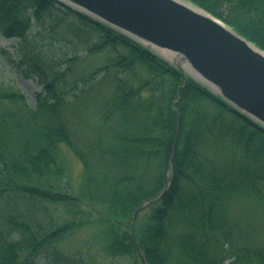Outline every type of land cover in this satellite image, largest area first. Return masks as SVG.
<instances>
[{"label": "trees", "instance_id": "16d2710c", "mask_svg": "<svg viewBox=\"0 0 264 264\" xmlns=\"http://www.w3.org/2000/svg\"><path fill=\"white\" fill-rule=\"evenodd\" d=\"M192 1L264 49V0ZM35 25L79 39L90 53L116 54L82 80L90 85L103 71L106 79L116 66L113 94L99 105L107 130L91 142H81L65 113L64 95L78 87L69 82L77 57L60 71L30 34ZM0 33L19 38L12 61L43 84L32 108L19 89L0 83V210L20 196L74 217L33 228L14 202L2 217L10 227L0 232V264H39L42 251L86 223L101 227L107 253L129 264H146L144 255L149 264H264L263 126L153 50L59 0H0ZM236 204L254 209L255 219L242 226L232 216Z\"/></svg>", "mask_w": 264, "mask_h": 264}, {"label": "water", "instance_id": "95a60500", "mask_svg": "<svg viewBox=\"0 0 264 264\" xmlns=\"http://www.w3.org/2000/svg\"><path fill=\"white\" fill-rule=\"evenodd\" d=\"M59 1L153 50L264 127V49L192 0Z\"/></svg>", "mask_w": 264, "mask_h": 264}, {"label": "rangeland", "instance_id": "374dc122", "mask_svg": "<svg viewBox=\"0 0 264 264\" xmlns=\"http://www.w3.org/2000/svg\"><path fill=\"white\" fill-rule=\"evenodd\" d=\"M40 31V33H35ZM30 34H36V40L43 44L45 51L49 56L57 61V67L59 70H66L69 62L67 58L77 57L72 63V69L69 72V82H77L78 87L76 90L64 95L67 99L66 111L68 118L72 121L73 127L76 129V133L81 139V142H91L96 135L101 131L107 130V127L100 128V118L103 116V112L100 111V104L104 99L113 94L112 90V77L116 74V66H111L109 76L102 80L105 72H101L98 76V80L94 79L90 82V85H84L82 81L84 76L89 75L97 67L104 65L106 62L111 61L112 57L116 54L111 49H105L99 52H88L84 45L80 43L77 38H66L56 30L40 29L39 26H34ZM93 40H97V33L90 34ZM19 38L6 37L0 33V83L5 86H13L19 89L25 96V100L28 105L35 108L36 105V93L43 88V84L38 81L36 76L26 77L21 72L19 66L12 61L17 58V47ZM143 71L139 70L142 74ZM119 75L124 78L128 83H136V77L133 72L130 74L126 71L118 70ZM98 84V85H97ZM92 85V86H91ZM85 87V91L81 88ZM70 87L66 88L69 89ZM19 106L24 108V103L20 101ZM16 104L14 109L20 110ZM112 124V121H111ZM96 158V157H95ZM75 171L81 170V163L79 159L74 157L73 159ZM16 203L17 209H21L27 217L33 219L31 224L34 227L38 224L48 227L51 223H65L74 219L73 215L69 214L63 209L61 205H55L50 202H34L30 197L16 196L9 203L3 204L0 210V232L5 228L10 227L3 221V215L9 213L8 210L13 203ZM234 206L232 216L238 220L242 226L246 222L255 217L251 213L252 208H247L246 205ZM246 207V208H245ZM252 207V206H251ZM18 210H11L16 213ZM254 212V211H253ZM255 213V212H254ZM95 215V214H93ZM80 219V218H79ZM65 237L60 239L56 244L44 251H42L39 259V264H67L66 258L71 260H84L86 264H129L130 259L124 256H112L104 249V237L101 233V227L99 228L95 224L86 223L83 226L78 227L72 232H68ZM262 236V234L260 235ZM239 229L235 231V239L240 241ZM264 237V236H263ZM260 242H264V239ZM229 243L226 247H229ZM54 248H57L61 253V260L56 261L57 254Z\"/></svg>", "mask_w": 264, "mask_h": 264}]
</instances>
